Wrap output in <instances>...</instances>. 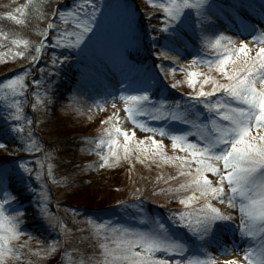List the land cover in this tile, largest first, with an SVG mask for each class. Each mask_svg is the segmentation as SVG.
I'll list each match as a JSON object with an SVG mask.
<instances>
[{"label":"snow or ice","instance_id":"1","mask_svg":"<svg viewBox=\"0 0 264 264\" xmlns=\"http://www.w3.org/2000/svg\"><path fill=\"white\" fill-rule=\"evenodd\" d=\"M147 2L164 14L163 21L158 20L159 26L152 29L160 35L151 37L155 49L153 54L160 61L156 67L162 79L165 82L168 79L165 63L173 65V73L177 67L185 73L183 83L192 91L181 93V100L169 101L166 97L154 98L150 86L133 87L131 82L122 81L119 89L105 93L103 103L111 100L115 109V101L122 102L125 119L133 128L129 131L118 126L119 110L102 121L111 127L103 130L104 136L96 145L98 154L103 153L105 145L108 149L107 153L99 155L97 163L99 168H111L124 161L131 163L134 157L142 164L149 160L176 167L177 176L183 182L174 189L161 188L159 192L172 194L183 207L168 208L166 217L155 216L146 209L147 198L143 192L136 189L135 201L118 203L120 208L136 210L132 223L116 220L94 225L98 236L94 247L98 251L88 257L81 254L79 264H215L207 246L217 238L222 228H235L245 237L258 236L264 241V20L239 31L237 39H234L223 33L209 32L213 27L207 14L209 0ZM22 7L27 8L28 5ZM16 11L21 12L22 8ZM7 15L21 23L12 13ZM103 15V6L98 4V0H74L68 9L57 4L51 9V19L46 28L40 32L43 39L12 41V44L22 46L13 54V59H28L30 56L31 61L38 64L46 48V40L54 41L55 48L69 53L80 51L96 35ZM131 20L129 13V26ZM182 27L196 30L200 41V47L191 54L193 59L188 66L180 65L178 61L189 53L173 42ZM248 37H251V44ZM4 38L7 39L6 36ZM160 39L169 42L161 45ZM70 60L71 55L65 56L62 52L52 58L51 68L55 69L58 64L62 68ZM196 68L199 70H189ZM40 72L42 77H33L31 82L26 83L28 69H25L22 75L0 83L3 99L11 101L8 109L12 122L17 125L14 131L20 134V148L28 152L41 151L33 139L37 134L30 128L19 127V113L23 109L29 83L34 85L36 96V102L31 104L33 109L46 111L50 104L55 103L53 86L43 77L51 80L57 72L44 68H40ZM181 83L176 81L167 87L178 90ZM151 122L158 124L151 126ZM35 123L27 121L29 126ZM172 124L183 125L188 130L173 128ZM137 128L152 135L136 140ZM157 135L161 139H156ZM164 138L170 139L173 150L184 155L169 156L165 151ZM0 149L7 151V145L0 143ZM19 168L29 175L33 171L24 164ZM47 176H52L51 166ZM36 178H41L39 171ZM175 179L169 177V180ZM0 195L4 197L0 200V264H21L25 256L43 253L51 257L56 254L61 247L58 239L35 251L28 247L32 236L23 244L14 243L25 235L21 229L25 212L16 209L13 215H6L5 209L11 208L16 198L2 187ZM213 201L238 215L226 214ZM36 204L42 218L52 229L58 230V234L70 232L61 218L48 211L45 196L38 195ZM88 223L93 222L89 219ZM191 241L201 245L196 254H192ZM24 248L27 252L21 251ZM218 251L226 254L233 249L222 245ZM200 256L205 258H198ZM28 264H32L30 259ZM225 264H264V243L259 250L250 247L243 251L242 259L233 258Z\"/></svg>","mask_w":264,"mask_h":264},{"label":"rangeland","instance_id":"2","mask_svg":"<svg viewBox=\"0 0 264 264\" xmlns=\"http://www.w3.org/2000/svg\"><path fill=\"white\" fill-rule=\"evenodd\" d=\"M65 1L66 5L63 4L61 8H71L74 0ZM57 2H61V0H31V2L30 0H0V14H5L4 19L10 22L8 27H4L0 23V33H2L0 35V83L22 75L25 69H28V74L25 77L26 83L32 81L33 78L28 79V75L33 74L36 70L35 77L40 79L42 77L40 68H44L49 72H57V75L51 80L43 77L56 92L57 86L64 84L67 77L71 76L75 69L78 68L80 73L82 72L78 86L70 98L68 97V102L65 101L60 104L59 117L56 119L50 115L51 109L58 104L56 99L55 103L50 104L46 111L31 107V104L36 102V96L33 90L34 85L29 83L26 90L27 96L23 98V109L19 113L21 116L19 127L30 128L37 134L33 139L41 149L39 152L21 150L20 134L14 131L17 125L12 122V117L9 114L8 105L11 104V101H5L3 99L4 93L0 90V134L7 138L5 141L0 139V143L7 145V151L0 149V187L5 190L7 171L13 166L14 179H17V189L21 191L20 195L27 205L26 212L25 209L24 211L22 209L24 206L15 201L11 208L5 209V214L11 216L16 209L25 212L31 223H37L42 228V234H45V236L41 235L42 239H39L31 232V228L25 226L24 229V220L21 229L25 235L14 243L23 244L29 236H32V239L28 241V247L33 251L37 248L47 247L57 239L61 244L58 252L51 257H46L43 253L40 256H25L21 264H28L29 259L32 264H79L81 254L84 257L93 255L98 251L94 247L98 240L94 225L106 224L108 221L116 220L120 223H132V218L136 216V210L132 207L120 208L118 203L135 201L136 189L143 192L144 197L147 198L146 209L155 216L166 217L168 208L183 207L172 194L159 192L161 188L174 189L178 187V183L183 182L177 176L176 167L149 160L142 164L136 161L134 157L131 163L124 161L111 168H99L97 163L99 155L107 153L108 149L105 145L103 153L98 154L96 145L98 140L104 136L103 130L111 127V124H105L102 121L107 120L113 112L119 110L120 121L118 126L129 131L133 128L131 122L125 119L122 102L115 101V109L112 107L113 101L109 100L108 103H103L105 93L119 89L122 81L124 83L131 82L133 87L150 86L154 98L166 97L169 101L181 100V93L192 91L186 83H183L185 73L180 71L178 67L173 73V65L165 63V73L168 77L165 82L156 67L160 61L157 60L152 64L151 59H148L156 58L153 54L155 49L151 39L153 36L152 29L159 26L158 20L163 21V12L161 11L159 15L160 10L152 7L147 0H98V4L103 6L104 15L96 35L91 38L87 47L80 51L72 50L69 53L67 50L55 48L53 46L54 41L46 40V48L42 53L44 57L39 61V67L33 70L36 63L31 62L30 56L28 59L19 57L13 59V54L17 50H21L22 46L14 45L12 41L15 39L36 41L37 36L42 37L40 32L46 28L44 23L51 19L52 8L50 12L49 8ZM154 2L159 4L165 0H154ZM209 4L210 8L207 14L213 24V27L209 29L210 33L219 32L237 39L239 31L260 24L264 20V0H209ZM24 5H28V7L23 8ZM29 5L34 6V8L31 9ZM17 6L22 8V11L14 16L21 23H17L16 20L10 19L7 15L11 13L10 11L17 12ZM30 13L38 16L32 20L33 24L27 26L25 20L33 18L28 17ZM129 13L132 16L131 26L127 21ZM190 22L191 16L189 17ZM23 26L24 31L16 29ZM157 33L156 35H160ZM5 36L7 39L4 38ZM248 40L251 44V37H248ZM159 42L162 45L169 41L160 39ZM173 42L189 53V55L181 56L178 61L180 65L188 66L193 59L191 54L200 47L197 31L191 27H182ZM62 52L65 56L71 55V60L66 62L62 68L58 64L55 69H52V58L59 56ZM130 55L140 59L142 57L146 63L151 65L147 66L145 62H140L139 59H132ZM172 55H176V53H172ZM29 65L33 68H29ZM189 70H199V68ZM204 70L207 71L206 68ZM213 75L217 74L213 73ZM176 81L182 82L178 90L167 87L168 84ZM97 104L100 107H97ZM66 105L68 107H65ZM36 115V123L29 126L27 121H34L33 116ZM57 120L59 124L54 123L58 122ZM157 124L158 122H151V126ZM171 127L188 130L183 125L178 124H172ZM39 128H42L43 136ZM56 131H70L71 134L75 132L76 137H79L78 141L76 140V144H79L78 147L69 154L73 159L70 164L71 167L65 168L63 172L56 171L57 164L53 163V159L56 157H52V153L44 149V136L50 139L54 137L53 134ZM150 135L152 134L141 131L139 128L136 129V140H142L145 136ZM80 137L82 138L80 139ZM120 139L122 141V137ZM156 139L159 140L161 137L157 135ZM164 145L169 156L184 155V153L172 149L170 139L164 138ZM21 164H24L28 169H33L31 175L19 168ZM41 165H43V169H41ZM49 166H51L52 176H47ZM173 167L175 173L172 174L170 168ZM37 171L40 172V179L36 178ZM169 177H176V179L169 180ZM84 189L94 198L88 204H82L75 199V191H84ZM56 192L58 197L54 195ZM153 192L157 194L153 195ZM38 195L47 198L48 211L61 218L70 232L61 235L58 234V230H54L48 225V222L38 212L39 205L36 204ZM3 199L4 197L0 195V200ZM65 200L68 201L69 205L64 206ZM213 203L226 214L231 212L233 215H238L237 212L225 205H220L215 201ZM150 205L153 207L149 210ZM157 205L164 207L160 208ZM84 206H90L92 210L83 209ZM89 219L93 222L92 224L88 223ZM261 243L264 241H261L258 236L248 238L241 235L235 228H222L218 231L217 238L207 248L210 258L215 261V264H225V261L233 258L242 259L243 251L250 247L259 250ZM222 245H227L233 251L221 254L218 249ZM199 247H201L199 242L191 241L192 254H196ZM21 251L27 252V248L21 249ZM198 258L204 259L205 257L200 256Z\"/></svg>","mask_w":264,"mask_h":264},{"label":"trees","instance_id":"3","mask_svg":"<svg viewBox=\"0 0 264 264\" xmlns=\"http://www.w3.org/2000/svg\"><path fill=\"white\" fill-rule=\"evenodd\" d=\"M1 4H3V3H1ZM51 6L49 8V12H50V9L51 8L52 9L54 8V5H53V7H51ZM29 7L31 9L34 8V6H31V5H29ZM17 8H19V7L17 6ZM10 12L13 15H16L17 13L18 14L21 13V12H15V13H13V11H10ZM158 14L160 15L161 14V11H159ZM4 15L3 14H0V23L4 27H8L10 22H8L6 19H4V17H5ZM37 16L38 15H36L34 13H30L28 17H33V18H27L25 20L26 25L28 26V25L33 24L32 20L34 18H36ZM34 21L36 22V20H34ZM47 23H48V21H46L44 23V26ZM23 28H24V26L23 27H18L16 29L18 31H24L25 29H23ZM27 29H28V27H27ZM152 33H153V35H156V33H154V32H152ZM41 39H42V37L37 36L36 41H39ZM159 44H160V42H159ZM42 57H44V54H42ZM136 58L139 59L138 57H136ZM153 60L154 61H157L156 58H154ZM39 65H40L39 63L36 64V66H34V69L33 70H36L37 67H39ZM31 68H33V67L31 66ZM35 74H37V70L35 71ZM76 79H77V72H76V70H74L73 71V74L71 76H68L67 77V81H65L64 84L57 86V89H56V92H55V99L58 101V104H57V106H54L51 109V112H50V115L53 116V119H56V118L59 117V112H60L59 111V107H60V104L62 102H65V101H66V103L68 102L69 95L74 91V88H75V85H76ZM28 113H29V110H28ZM36 117H37V115L36 116H33L34 121L36 120ZM54 123L55 124H59V121L58 122H54ZM41 129L39 128V131H41L42 136H43V131ZM74 133L71 134L70 131H60V132H57L56 131L55 134H53L54 137H51V138L49 137L50 139L45 138V136H44V148H45V150H48V152H51L52 153L51 154L52 157H54V156L56 157L55 159H53L54 160L53 163L57 164V166H56L57 167V170L56 171L59 170V171H62L63 172L65 170V168L71 167L70 164L73 161V159H72V157L69 156V154L70 153H73L74 150H75V148L78 147V145H79V144H76V142L78 141V138L79 137L78 136L76 137V135ZM83 134H82V136H83ZM81 138L82 137H80V139ZM0 139L2 141H5V139H7V138H6L5 135H1L0 134ZM14 178H15V174H13V171H12L11 175L8 178V185H7L8 191H10V193L16 198L15 199L16 202H18L21 206H24V208H22L23 211L25 209V211L27 212L26 202H25L24 198L20 195L21 194V191H19V189H17V183H16L17 182V179H14ZM54 195L56 197H58L57 192L54 193ZM75 199L78 200L79 202H81L82 204H88L89 202H91V201L94 200L93 196H91V194L88 193V191L86 189H84V191H80V190L75 191ZM67 202L68 201L63 202V204L65 206L69 205V203H67ZM31 218H33V217H31ZM24 220H25L24 226H27V227L31 228V230L34 232V234H35L36 237H39V239H42L41 238L42 237L41 235H44L45 236L44 233L42 234V232H43L42 231V228H40L37 225V223H35V224L31 223V220L29 219V216H27L26 214H25Z\"/></svg>","mask_w":264,"mask_h":264}]
</instances>
